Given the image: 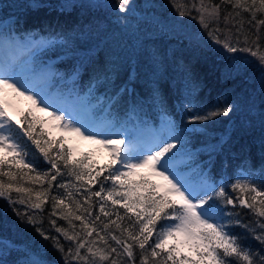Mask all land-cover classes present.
<instances>
[{"label": "snow or ice", "instance_id": "snow-or-ice-1", "mask_svg": "<svg viewBox=\"0 0 264 264\" xmlns=\"http://www.w3.org/2000/svg\"><path fill=\"white\" fill-rule=\"evenodd\" d=\"M131 3L132 0H116L114 6L127 13ZM168 3L173 22H183L177 17L197 22L202 30L201 40L206 36L226 53H245L255 58L264 88V0L182 3L168 0ZM151 23L163 31L168 18L153 17ZM60 41L67 44L63 37ZM5 43L27 51L32 66L18 71L16 63L0 59V198L11 205L21 231L31 227L42 241L50 242L51 249L60 254L58 264H264V169L259 184L248 179L231 183L232 192L238 193L235 197L224 183L218 185L202 169L195 175H185L175 161L178 156L190 154L186 131L199 129H187L165 112L161 128L146 138L143 132L130 134L115 118L98 119L88 95H77L73 106H60L25 78V72L41 80H51L57 75L53 65L35 62L40 52L55 47L56 36L37 40L34 36L0 34V48ZM85 59L99 65L92 68L89 94L98 85L105 87L106 94L110 93L106 112L127 102L129 97L135 106V88L130 87L133 77L122 78L114 67H109L111 61L81 57L72 69L74 77L81 69L88 71ZM245 63L254 61L245 57ZM224 71L231 74L227 64ZM7 90L47 113L55 122L52 127L63 130L68 137H78L107 150L110 162L96 167L91 152L77 158L73 148H64L67 137L43 139L45 134L37 130L36 123L44 121H38L31 110L14 121L9 114ZM184 107L187 124L206 126L217 117L228 116L235 106L226 101L223 106L218 102L209 108L191 96ZM50 108L53 110L49 111ZM25 138L50 165L48 171L40 173L35 163L25 161L28 155ZM224 143L207 147L211 152L222 151ZM56 148L60 151L53 156ZM61 165L76 183H59L56 187L64 189V194L51 195L53 182L64 174ZM107 181H111V187H106ZM34 184H40L41 190L30 186ZM93 185H98L99 190L93 191ZM78 195L83 199H76ZM95 198L99 200V214L93 212ZM49 202L51 210L45 216V205ZM117 206L125 210L123 216ZM237 209L248 211L242 214ZM58 219L66 221L68 227L59 225ZM125 219L130 221L127 226L123 223ZM74 221L80 222V231H76ZM237 228L241 231H234ZM2 229L0 224V264H8L3 259L5 252L17 254L12 264H53L48 244L40 248L26 241L4 238ZM61 237L68 242L67 246Z\"/></svg>", "mask_w": 264, "mask_h": 264}, {"label": "trees", "instance_id": "trees-1", "mask_svg": "<svg viewBox=\"0 0 264 264\" xmlns=\"http://www.w3.org/2000/svg\"><path fill=\"white\" fill-rule=\"evenodd\" d=\"M132 1L135 10L121 13L114 6L116 0H0V26L5 19L11 17L13 24L9 28L12 29L13 26L16 36L36 34L48 39L56 36L55 47L40 52L37 60L52 61L65 79H71L72 69L79 64L81 57L111 61L109 67H114L122 78L127 79L129 75L133 77L130 87L135 88V106L131 97L127 102L114 106V114L121 121L134 118L140 120L148 115L150 122L158 123L166 112L185 128L199 129L185 133L189 142V159L192 167H196L194 173L201 169L207 171L216 182L224 183L233 197L238 193L232 192L230 185L237 179L255 180L259 184L261 170L264 169V88L259 62L245 53H226L220 46L211 44L206 36V41L198 40L187 29L184 32H170L167 26L162 31L151 20L153 17L160 20L167 17L168 24L173 21L168 0ZM177 2L182 3L183 0ZM190 20L188 27L198 26L195 20ZM60 37L67 40V44L62 43ZM245 57L254 63H245ZM226 64L230 75L225 74ZM85 67L88 71L81 69L80 74L72 81L80 90L91 87L92 68L99 65H93L85 59ZM108 95L110 93L106 94L105 87L98 85L95 88L96 99L98 97L106 101ZM191 96L197 97L202 106L209 108L216 106L218 102L223 106L227 101L235 106L234 111L228 116L217 117L206 126L187 124L184 106ZM24 115L27 113L22 114L20 120ZM40 125L37 122L36 128L44 132L43 139H57L47 134ZM224 141L226 143L222 151L211 152L207 147ZM24 143L28 151L25 161L35 163L40 173L48 171L50 165L35 145L26 138ZM41 143L43 144V140ZM64 148L68 149L66 145ZM58 151L59 148L54 149L53 156ZM61 170L64 174L53 182L51 195L64 194V189L56 187L59 183H76L74 178L67 175V169L63 165ZM105 185L111 187L112 183L107 181ZM30 186L41 190L40 184ZM91 187L93 191L99 190L98 185ZM76 199L82 200L83 197L78 195ZM93 203L96 205L93 212L99 214L98 198ZM108 207H112L110 202ZM50 210L49 202L45 205L44 215ZM116 210L122 216L125 214V210L119 206ZM237 211L243 214L248 210ZM111 218L115 219V216ZM57 223L68 227L66 221L58 219ZM74 223L77 225L76 231H80V222ZM123 223L127 226L130 221L125 219ZM0 224L3 225L4 238L26 241L39 245L40 248L48 244L49 258L53 264H58L60 254L51 249L50 242L42 241L31 227L21 231L22 226L19 225L11 205L2 198ZM44 226L47 228V223ZM234 231L240 232L241 229ZM61 242L66 246L68 244L62 237ZM251 243L255 245L257 242ZM16 258V253L3 254V259L8 264H12Z\"/></svg>", "mask_w": 264, "mask_h": 264}, {"label": "rangeland", "instance_id": "rangeland-1", "mask_svg": "<svg viewBox=\"0 0 264 264\" xmlns=\"http://www.w3.org/2000/svg\"><path fill=\"white\" fill-rule=\"evenodd\" d=\"M130 10H135V4L132 1L130 5ZM177 20L182 19V23H175L171 21L168 24V28L170 32H184L185 29L188 30V33L193 34L198 40L200 39L199 33L202 31L198 26H192L188 27L187 25L190 23V19L185 18H176ZM186 30V31H187ZM42 37H37V40H40ZM202 41H206L205 37ZM14 52L13 57L11 55H7L11 52ZM2 51H5V54L0 55V59H3L5 61H13L18 65V71L20 69H28L32 66V62L30 60V54L25 51L22 47H14L9 46L7 43H5L4 47L2 48ZM4 55V56H3ZM57 75L51 79V80H41L38 77H34L31 75V73L25 72V78L29 81V83L38 89H42L43 93L49 94L53 99L54 102L58 103L60 106L64 107H70L73 106V102L76 101L77 95L80 97H84L85 95L89 96L90 104L94 106L95 114L98 119L104 120V119H112L115 118L119 124H122L121 121L113 115L111 112H106V109H101V105L99 103L93 102V94L95 93V89L89 94V88L84 92L79 91H69L67 89V86H65V83L61 81L62 72L56 71ZM30 76V78H29ZM6 98L9 100L11 107L9 108V114L12 116V119L14 121H19L21 114L29 112V110L32 111L33 116L37 117L39 121H44V123H41V129H43L47 134L50 133V136L54 139H59L61 137H67V142L65 145L68 148H73L75 150V155L82 156L83 154L91 152L93 155L91 156V159L94 161V164L96 167H99L101 165H106L110 162V157L107 150L100 149L97 145H92L78 137H68V134L65 133L63 130L58 128H53L52 125L55 123L54 121H51L47 113L40 112L37 107L33 106L30 101L26 100L24 97H17L15 96L11 90H7V96ZM53 109H49V111H52ZM80 110V109H77ZM82 111V110H81ZM163 119L159 123L158 126H151L147 125L146 123H142L139 126L137 125H126L122 124L130 134L136 135L138 132H143L145 134L146 138H150V134L153 133L156 130H159L161 128ZM27 151V150H26ZM28 153V151H27ZM26 158V157H25ZM27 160V158L25 159ZM176 166L185 174V175H195L196 169L194 167H190V159L189 155H181L178 156L175 161ZM219 185V184H218Z\"/></svg>", "mask_w": 264, "mask_h": 264}]
</instances>
